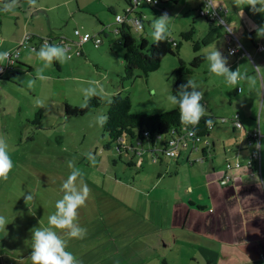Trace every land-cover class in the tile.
<instances>
[{"label":"rangeland","instance_id":"374dc122","mask_svg":"<svg viewBox=\"0 0 264 264\" xmlns=\"http://www.w3.org/2000/svg\"><path fill=\"white\" fill-rule=\"evenodd\" d=\"M9 2H0V26L5 36L17 28L21 42L25 35L33 33L29 26L34 24L37 34L47 39L44 33L48 27L41 17L37 16L32 22L26 19L28 23L25 26L24 18L16 22L15 17L21 13L19 5L27 10L28 0H18L15 7L5 10L4 6ZM44 2L47 4L51 0H36L33 7ZM84 2L90 3L92 10L106 4L115 5L112 4L114 0ZM114 8L121 13L116 6ZM106 14L108 16L107 11ZM55 16L57 22L62 18L58 14ZM81 18L77 13L71 22ZM65 28L67 25L63 24L59 31ZM105 34L107 32L99 35L100 47L93 44L89 47L94 57L91 56L90 60L80 57L87 61L89 67H82L76 74L71 73L74 67H66L61 72L47 67L42 72L47 79L41 80L37 78V70L43 64H38L33 72L24 70L21 74L10 75L14 77L13 82L3 81L9 77L6 71L0 78V139L9 146L8 155L13 165L7 179L0 178V215L8 222L5 229H0V264H32L31 230L49 227L48 216L55 211V201L64 194L62 182L75 168L83 173L77 184L86 183L90 195L85 205L78 209V220L74 223L85 228L87 233L83 239L69 238L66 251L71 252L81 264H191L189 255L195 249L188 254V232L176 225L183 215L179 198L183 194L174 199L171 196L177 181L188 180V163L182 159L188 154V145L180 148L177 155H163L165 160L154 163L149 138L143 139L142 146L139 139L133 146L130 141L136 140L126 138L121 143L123 146L118 148L97 124V116L106 114L107 103L115 93L112 91L129 96L133 114H155L163 112L161 109H171L169 101L159 95H148L147 82L164 79V76L167 78L170 71L172 76L169 80L174 82L173 71L178 59L173 55L164 56L160 67L151 73L154 78L147 77L150 73L143 76L141 71L135 70L132 79L121 81L123 64L120 57L116 59V53L119 51L120 56L123 48L115 42L119 50L113 46L112 52L108 50L101 57L103 43L112 38ZM171 35L180 40L179 33L172 32ZM26 44V47H31L29 42ZM188 48L192 50L191 43L182 41L179 56L187 63ZM39 62L38 58L36 63ZM92 71H99L111 80L104 81L105 77L95 86L81 81H89L93 77ZM64 74L70 75L69 79L57 81L59 75ZM191 75H183L181 82L186 83ZM30 80L35 81L32 87L28 86ZM101 85L104 93L99 106L83 114L66 113L65 106L71 110L81 108L86 89L96 87L99 90ZM37 100L44 101V106H38ZM228 125L234 135L232 124ZM157 141L162 143L161 139ZM87 153L93 155L95 163L87 158ZM174 158H178L177 164ZM69 161L74 162L73 168H69ZM159 174L167 175V178L157 182V188L153 189ZM27 193L33 195L32 201H24ZM184 202L187 204V198Z\"/></svg>","mask_w":264,"mask_h":264},{"label":"crops","instance_id":"0c3cea01","mask_svg":"<svg viewBox=\"0 0 264 264\" xmlns=\"http://www.w3.org/2000/svg\"><path fill=\"white\" fill-rule=\"evenodd\" d=\"M212 1L215 6H222L225 9L224 19L236 38L234 43L238 48V52L234 55L227 53L225 28L216 26L198 14L202 0H158L155 4L141 1L134 7V13L142 20L141 29L135 28L129 17L123 22H117L115 19L116 14L124 13L128 0H114L112 4L115 5L106 4L105 7L96 10H92L90 3L85 4L84 0H51L50 3H40L36 7L28 5L27 10L19 5L21 13L19 12L20 14L15 18L17 23L24 18L23 26H25L28 23L26 19L32 22L39 16L48 27L47 33H44L50 40L48 46L61 47L60 40L67 42L71 58L63 63L53 58L48 68H57L61 72L66 67L70 69L74 67L71 69L72 74L80 72L82 67L85 69L89 67L87 61L80 57L90 60L94 55L89 49L93 42L91 40L79 42L74 35V29L93 34L107 32L105 36L111 35V40L103 43L102 57L104 52L108 50L112 52L113 46L117 47L115 42L122 48L120 41L125 34L137 40L153 41L150 34L152 21L165 11L171 17L169 25L171 38H173L172 32L180 34L193 27L194 38L200 41V46L197 51L193 49L190 51L188 48V61L199 57L200 62L188 79H192L197 84V90L204 94L201 103L206 109L205 114L213 116L217 122L195 145L197 150L192 144H188V154L182 158L188 163V180L177 181L175 193L171 192L173 199L183 194V197H179L183 215H180L181 218L176 225L188 232V254L191 249H195L189 255L191 264H264V185L258 186L260 181H264V148L261 147L264 145V36L257 37L255 31V27L264 24V13L253 12L247 5H238L236 0ZM115 6L121 13L116 11ZM77 13L82 18L77 22H71ZM54 14L62 18L57 22L55 21L57 16ZM63 24L67 25V28L59 31ZM29 27L33 31L28 41L31 47L24 48L19 46L21 34L18 36L17 28L13 33L5 36L0 26V41H2L0 52L14 51L17 53V61L22 66L20 69L5 70L9 75L3 80L6 83L13 82L14 77L10 79V75L21 74V71L25 70L24 66L30 67L28 72H33L38 64H44L41 60L36 63L38 61L36 53L44 44V38L37 34L34 24ZM213 46L225 59V66L229 70L238 68L242 73L246 72L248 76L254 78L256 83L241 81L238 85H230L225 82L224 77L211 73L204 53ZM118 52L116 59L120 57L123 64V50L120 51V56ZM65 55L67 56L68 53L65 52ZM195 73L198 75L195 76ZM92 74L93 77H90L89 81L82 79L81 81L95 86L106 77L99 71H92ZM69 76L59 75L57 81H65ZM149 76L154 78L151 73L147 77ZM171 76L172 71L167 78L164 76V79L147 82L148 95L151 97L159 95L170 102L168 97L171 95L170 89L173 85V80H169ZM108 78L111 80V77L107 76L104 81ZM72 79L77 80L78 77ZM3 81L1 83H4ZM168 106L171 109L175 107V105L170 107L171 102ZM161 110L168 111L167 108ZM236 113L242 128L235 130L232 127L234 131L232 135L228 124H232ZM256 129L259 131V138L255 144L250 145L246 135ZM135 140V142L130 141V144L137 145L138 140ZM139 143L142 146L143 140H139ZM161 144L155 141L153 147L150 142V152L159 151ZM253 151L258 152V159L252 161L253 165L251 164L249 168L245 164ZM160 156L159 153L157 156L156 153H151L154 163L165 160ZM174 160L177 164L178 158ZM236 163L241 165L236 167ZM168 177L172 179L171 176ZM225 177H228L226 181H224ZM165 178L167 175L159 174L153 189L157 188V182ZM186 198L187 204L184 202ZM148 223L151 224V221ZM57 233L64 237L65 230H58ZM174 241H177V238Z\"/></svg>","mask_w":264,"mask_h":264},{"label":"clouds","instance_id":"9594fccd","mask_svg":"<svg viewBox=\"0 0 264 264\" xmlns=\"http://www.w3.org/2000/svg\"><path fill=\"white\" fill-rule=\"evenodd\" d=\"M153 3L154 0H148ZM237 4H243L250 7L253 12L264 13V0H236ZM30 6L36 4V0H28ZM18 4V0H10L6 4L5 10H11ZM257 5H260L257 7ZM171 17L167 13L161 14L154 18L151 24V36L153 42L166 40L170 35L169 25ZM255 27V26H254ZM257 37L264 36V24L255 27ZM87 39V37H85ZM2 43V41H0ZM35 51V50H33ZM231 54V53H230ZM36 56L44 61L43 67L37 70V78L47 79L42 75L44 68L50 67L53 58L63 63L70 59V56L65 55L63 47L48 46L47 41L41 46V49ZM9 57L8 52H0V65H3ZM204 58L208 61V70L217 76H222L225 82L230 85H238L241 81H248L255 84L254 78L248 76L246 72L242 73L238 68L229 70L225 66L226 61L221 57L220 52L215 46L208 49L204 53ZM259 67V66H257ZM35 81H28V86L32 87ZM98 83V82H94ZM197 84L192 79H187L186 83L179 85V90L175 95L171 94L168 99L171 104L178 106L180 122L185 125H198L201 117L205 116L206 109L201 101L204 94L197 90ZM104 88L101 85L99 90L96 87H89L84 91V103L80 105L81 108L88 107V100L91 96L96 95L102 97ZM113 95H115L113 93ZM111 103V100H109ZM37 105L44 106V101L37 100ZM107 122V116L100 114L97 116V124L103 126ZM211 120H206L205 124H211ZM194 135V133H193ZM8 145H5L0 139V178L7 179L8 173L11 171L13 165L10 156L8 155ZM264 148V145H261ZM7 149V150H6ZM87 158L95 163V158L91 153H87ZM74 162L69 161V168H73ZM78 177H83V173L79 168L71 171L66 180L62 182V190L64 192L62 198L55 201V211L48 216L49 227H36L31 230V253L30 259L32 264H81L79 260L69 251H66L68 238L83 239L87 230L74 221L78 220V209L85 205L86 200L90 195V189L86 183L77 184ZM264 185V181H260L258 186ZM33 195L27 193L24 195V201H32ZM7 220L0 215V229H5ZM56 229L66 230L64 238L59 235Z\"/></svg>","mask_w":264,"mask_h":264},{"label":"trees","instance_id":"16d2710c","mask_svg":"<svg viewBox=\"0 0 264 264\" xmlns=\"http://www.w3.org/2000/svg\"><path fill=\"white\" fill-rule=\"evenodd\" d=\"M194 34V28L190 27V29L179 34L180 40L178 41L168 36L166 40L156 43L153 41L148 42L145 39L137 40L129 34L123 35L120 41L123 48V72L120 75L121 81L124 79H132L135 70H139L143 76H147L149 73L155 72L160 67L161 60L164 56L173 55L178 59V65L173 71L174 82L171 88V94L175 95L179 90V85L182 84V76L194 73L200 62L199 57H195L187 63L179 56L182 41H189L193 51L199 49L200 41L194 38ZM21 67V64L16 61L13 68L20 69ZM24 67L25 71H30V67ZM1 77L2 75H0V78ZM114 94L115 95L112 94L110 97L111 103L109 101L107 103L108 107L105 114L107 116V122L102 126V129L103 133L107 134L110 141L115 142L118 148L123 146V143L120 141L122 138H129L131 140L139 139L141 141L147 137L152 146L155 141L161 139L162 144L159 147V151H151V153H156L157 156L158 153L161 154V149L165 144L164 141L168 136H182L183 139L188 141L185 135H187L188 131L192 130L195 135L205 137L210 131L208 125L205 124V121L211 120L212 126L217 122L216 118L205 114V116L201 117L198 125H188L186 127L180 122L178 106L162 113L133 114L130 112L131 102L129 96L121 95V93ZM101 103L102 98L93 95L88 100V107L71 110L68 106H65V111L66 113L72 112L73 114H83L84 112L99 106ZM144 133H146V135ZM247 139L252 140V142L255 140L250 136H248ZM251 145H253V143ZM202 152L204 153L203 150ZM163 155L164 154L162 153L161 156ZM245 165H247V163ZM249 168H251V166Z\"/></svg>","mask_w":264,"mask_h":264},{"label":"built area","instance_id":"2783aa9c","mask_svg":"<svg viewBox=\"0 0 264 264\" xmlns=\"http://www.w3.org/2000/svg\"><path fill=\"white\" fill-rule=\"evenodd\" d=\"M141 1L144 2H148V0H128V5L125 8V11L123 14H116L115 15V19L117 22H123L127 17H129L134 25L135 28L137 29H141L143 27L142 25V20L139 16H137L134 13V7ZM158 3V0H154L153 2ZM224 12L225 9L222 6H215L213 4L212 0H202V3L200 5V7L198 8V14L205 18L207 21L215 24L216 26L219 27H224L225 28V42H226V49H227V53L229 55H234L238 52V48L234 43V40L236 39L235 36L232 34V32L229 30L226 21L224 19ZM164 13H167L166 11ZM74 35L76 36L77 40L79 42H83L86 40H91L94 44V46H98L101 38L99 37V33L97 34H91L89 32H81L79 29H74ZM85 37H87V39H85ZM31 35L27 34L24 36V38L21 40V42L19 43L20 47H26L27 46V42L30 40ZM47 41V44H49L50 40L44 39L43 42ZM59 43L62 45L61 47L64 48V51L68 53V56L71 55V53H69V44L67 42H65L64 40H60ZM260 48H262L260 46ZM9 53V57L8 59L5 61V63L3 65H0V75L4 74L5 70L8 69H12L14 67L15 62L17 61V53H15L14 51L10 52L7 51ZM80 53V52H78ZM231 53V54H230ZM232 126L235 129H240L242 128V123L241 121L238 119V113H236L233 117L232 120ZM212 128V124L208 125V129L210 130ZM146 135V133H144ZM186 138L188 139L185 140L182 138V136H168L166 138V140L164 141L165 144L161 149V154L163 153L165 156H175L179 153V149L182 147H186L188 144H192L193 148L196 150L197 148L195 147V145L201 141V139L203 138L200 135H193L192 130L187 132V135H185ZM252 137L254 138V142H252V140H248V143L251 145L252 143L255 144V141L259 138V131L256 129L250 133H248L246 135V137ZM124 139L122 138L120 141L122 143H124ZM256 159H258V152L257 151H253L251 154L250 159L247 161V166L250 167L252 164V161H255ZM200 161V160H198ZM236 167H239L240 164L236 163L235 164ZM228 179V177L224 178V181H226Z\"/></svg>","mask_w":264,"mask_h":264},{"label":"water","instance_id":"95a60500","mask_svg":"<svg viewBox=\"0 0 264 264\" xmlns=\"http://www.w3.org/2000/svg\"><path fill=\"white\" fill-rule=\"evenodd\" d=\"M0 2H2V0H0Z\"/></svg>","mask_w":264,"mask_h":264}]
</instances>
